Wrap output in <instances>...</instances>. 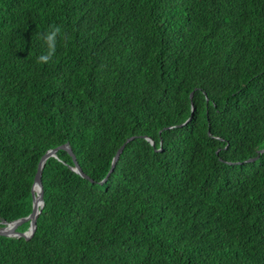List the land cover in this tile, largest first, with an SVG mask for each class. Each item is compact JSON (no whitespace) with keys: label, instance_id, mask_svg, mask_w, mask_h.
<instances>
[{"label":"trees","instance_id":"1","mask_svg":"<svg viewBox=\"0 0 264 264\" xmlns=\"http://www.w3.org/2000/svg\"><path fill=\"white\" fill-rule=\"evenodd\" d=\"M64 143L0 264H264V0H0V220Z\"/></svg>","mask_w":264,"mask_h":264},{"label":"water","instance_id":"2","mask_svg":"<svg viewBox=\"0 0 264 264\" xmlns=\"http://www.w3.org/2000/svg\"><path fill=\"white\" fill-rule=\"evenodd\" d=\"M187 120H185L183 123H185ZM182 123V124H183ZM180 124V125H182ZM179 125V126H180ZM131 138H127V140H129ZM150 144H152V141L151 139H149L148 137L146 138ZM125 140V141H127ZM124 143L123 142L115 151L113 157H112V160H111V164H110V167L108 169V172L106 173L105 177L103 178V180L106 179L107 175L111 172L113 166H114V163L118 157V155L120 154V152L122 151V148L124 146ZM64 150L66 151L70 156H71V159H72V166L70 167L71 170L75 171L76 173L80 174L81 176L83 177H86L80 170L77 162L75 161V158H74V155L72 154L69 146L67 143H64V144H61L59 146H56L55 148H52V149H49L47 150L40 158H39V161L37 162V165H36V169H35V173H34V176H33V182L31 184V187H30V195H31V211L28 215L22 217V218H18V219H15V220H12L10 222H4L2 223L1 227H0V235H4V236H15V237H23L25 239L29 238L33 231H34V228H35V217L36 215L38 214L41 206H42V188H41V181H40V174H41V169H42V166H43V163H44V160L49 157V156H54L55 157V152L57 150ZM264 150H259V152H263ZM249 160H253V158L249 159ZM102 180V181H103ZM36 186L37 187V195H38V199L35 198V195L36 193L33 191V186ZM29 220V223H28V227L26 228V230L22 231V232H17L15 229L16 227L21 224L22 222L24 221H27Z\"/></svg>","mask_w":264,"mask_h":264},{"label":"clouds","instance_id":"3","mask_svg":"<svg viewBox=\"0 0 264 264\" xmlns=\"http://www.w3.org/2000/svg\"><path fill=\"white\" fill-rule=\"evenodd\" d=\"M40 39L46 46V51L36 57L37 64H48L56 55L57 45L59 41H63V45L67 47L71 41V35L65 31L60 24H50L47 31L38 33Z\"/></svg>","mask_w":264,"mask_h":264},{"label":"bare ground","instance_id":"4","mask_svg":"<svg viewBox=\"0 0 264 264\" xmlns=\"http://www.w3.org/2000/svg\"><path fill=\"white\" fill-rule=\"evenodd\" d=\"M33 191L36 193L35 198L38 199L37 187L35 185L33 186Z\"/></svg>","mask_w":264,"mask_h":264},{"label":"rangeland","instance_id":"5","mask_svg":"<svg viewBox=\"0 0 264 264\" xmlns=\"http://www.w3.org/2000/svg\"><path fill=\"white\" fill-rule=\"evenodd\" d=\"M28 221V220H27ZM5 221H3V220H0V224H2V223H4ZM10 222V221H9ZM2 225H0V227H1Z\"/></svg>","mask_w":264,"mask_h":264}]
</instances>
